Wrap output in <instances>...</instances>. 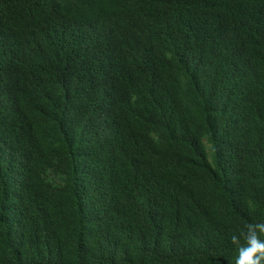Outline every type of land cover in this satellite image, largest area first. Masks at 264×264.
<instances>
[{"label": "trees", "instance_id": "obj_1", "mask_svg": "<svg viewBox=\"0 0 264 264\" xmlns=\"http://www.w3.org/2000/svg\"><path fill=\"white\" fill-rule=\"evenodd\" d=\"M257 222L264 0H0V264H235Z\"/></svg>", "mask_w": 264, "mask_h": 264}, {"label": "clouds", "instance_id": "obj_2", "mask_svg": "<svg viewBox=\"0 0 264 264\" xmlns=\"http://www.w3.org/2000/svg\"><path fill=\"white\" fill-rule=\"evenodd\" d=\"M264 223H250L245 231L234 234L232 241L238 247L235 264H264ZM241 239L244 243L241 244Z\"/></svg>", "mask_w": 264, "mask_h": 264}]
</instances>
